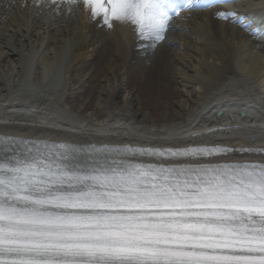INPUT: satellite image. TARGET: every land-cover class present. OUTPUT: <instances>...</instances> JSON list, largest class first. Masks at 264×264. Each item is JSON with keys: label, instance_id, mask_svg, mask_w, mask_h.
Wrapping results in <instances>:
<instances>
[{"label": "bare ground", "instance_id": "bare-ground-1", "mask_svg": "<svg viewBox=\"0 0 264 264\" xmlns=\"http://www.w3.org/2000/svg\"><path fill=\"white\" fill-rule=\"evenodd\" d=\"M216 1L174 17L152 47L130 22L109 29L93 19L83 0H0V156L90 173L264 163V152L241 150L264 147V0ZM165 69L177 84L163 99L166 83L155 76ZM130 78L138 82L133 90ZM146 80L156 82L158 107L168 101L154 118L136 96ZM87 86L98 92L88 113L68 105ZM205 143L230 150L127 151Z\"/></svg>", "mask_w": 264, "mask_h": 264}, {"label": "snow or ice", "instance_id": "snow-or-ice-1", "mask_svg": "<svg viewBox=\"0 0 264 264\" xmlns=\"http://www.w3.org/2000/svg\"><path fill=\"white\" fill-rule=\"evenodd\" d=\"M83 3L109 29L130 22L152 47L165 38L169 0ZM229 150L127 149L161 157ZM0 264H264V163L88 173L0 162Z\"/></svg>", "mask_w": 264, "mask_h": 264}, {"label": "rangeland", "instance_id": "rangeland-1", "mask_svg": "<svg viewBox=\"0 0 264 264\" xmlns=\"http://www.w3.org/2000/svg\"><path fill=\"white\" fill-rule=\"evenodd\" d=\"M93 64L90 61H86L84 64V70H89L90 68H92ZM166 70V74H162L163 72H159V76H155L156 80H160L162 78V80H164L163 82L166 83V89L164 86V90L165 93H163V95L161 96V98H166L169 96V93L173 94V92L175 93V83H174V79L173 76L171 75V71L168 74V70ZM154 79V81H155ZM98 81V85L99 86V79H97ZM177 84V83H176ZM138 85V82L136 79L130 78L129 79V88L131 90L135 89V86ZM167 86L169 87V90L167 89ZM90 86H87L84 88L83 92H76V93H71V95L69 96L70 98L68 99V105L72 106L75 109H79L80 106L84 107L85 106V111L86 113L90 112L91 110L94 109L96 101H97V94L98 92H96L94 95H92V91L89 92V88ZM98 90V89H96ZM136 92V91H135ZM157 86H156V82H153V80H146L142 83L141 88L138 89V91L136 92V96L138 97L139 100V106L142 107L145 110L146 114H151V116L157 117L158 115H160L161 113L163 114L164 110L166 109V107H168V101H166L167 99L164 100V104L161 105V107L157 106ZM163 98V99H164ZM171 96L168 98V100H170ZM159 99V98H158ZM172 100V99H171ZM84 111V112H85ZM220 114V113H219ZM164 118V117H162Z\"/></svg>", "mask_w": 264, "mask_h": 264}, {"label": "clouds", "instance_id": "clouds-1", "mask_svg": "<svg viewBox=\"0 0 264 264\" xmlns=\"http://www.w3.org/2000/svg\"><path fill=\"white\" fill-rule=\"evenodd\" d=\"M125 21H120V23H124Z\"/></svg>", "mask_w": 264, "mask_h": 264}]
</instances>
